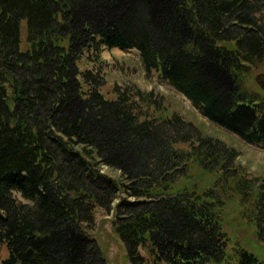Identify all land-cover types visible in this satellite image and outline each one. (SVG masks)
Listing matches in <instances>:
<instances>
[{
	"label": "trees",
	"instance_id": "obj_1",
	"mask_svg": "<svg viewBox=\"0 0 264 264\" xmlns=\"http://www.w3.org/2000/svg\"><path fill=\"white\" fill-rule=\"evenodd\" d=\"M90 1L0 0V264H103L97 208L115 212L130 264H264L226 231L235 207L264 243V185L229 172L234 154L218 142L195 145L181 118L155 117L166 109L152 93L107 99L102 59L138 50L147 75L264 147V93L251 87L264 0H99L114 19L76 22ZM191 164L217 171V188H178Z\"/></svg>",
	"mask_w": 264,
	"mask_h": 264
},
{
	"label": "rangeland",
	"instance_id": "obj_2",
	"mask_svg": "<svg viewBox=\"0 0 264 264\" xmlns=\"http://www.w3.org/2000/svg\"><path fill=\"white\" fill-rule=\"evenodd\" d=\"M98 3H100L99 0H92L90 3L76 5L74 9L76 22H84L87 18L93 19L97 17H100L103 22L104 20L109 21V19H114L110 14L112 10L108 11V8H111V6L108 8L104 6L101 9ZM114 5L116 15L120 16L122 12H126V7L121 3ZM22 34V48L25 49V28H23ZM103 50L102 59L107 64L105 74L106 84L103 92L107 99H115L114 90L116 88L122 91L127 90L131 94L139 93L140 95H147L152 93L156 101L162 99V107L166 109L165 111L156 113L155 117L181 118L184 123L196 128V133L190 132L189 135L191 141H193L195 145H198V143L195 142L198 139L218 142L224 149L231 150L234 154V160L228 162L230 164L228 167L230 170L229 172L233 174L234 172H238L235 173L238 178H246L252 182L258 180V185L254 187L255 191L260 189V186L264 185V148L249 146L236 135L210 122L201 115L193 103L187 100L182 94L176 92L167 83L160 80L157 75H147L140 54L136 50L125 51L123 49H112L109 51L107 48ZM259 74H264V71L255 74L253 76L254 83L252 82L251 84L252 90L256 92H262L255 83V77ZM182 148L186 151L188 150V146ZM101 172L102 174L107 173L113 177L119 176L118 173L111 172L107 167H103ZM184 172L188 179H186V177H184L185 174H183V179L180 180L177 185L178 188L186 184H188V189H196L199 192L217 188L216 183H218V174H215L217 171L213 173L191 164L190 168ZM219 187L221 188L220 183ZM224 195L227 197L228 201H230V204L232 202L231 206L234 204L235 206L238 205L235 196L232 198L229 192L223 195L221 194L220 196L224 198ZM230 197L232 199H230ZM17 198L19 199L20 197ZM116 204L117 203H115L113 207H115ZM228 213L229 220L226 231L229 232L233 242L264 257V243L258 239L255 226L247 224L246 221L241 218V213H239L235 207H230ZM114 215L115 212L107 213L102 209H96V225L93 231V237L103 253L102 256L105 259L103 264H130L127 259L126 246L120 241L113 229ZM2 256L3 258L7 256L6 250H3Z\"/></svg>",
	"mask_w": 264,
	"mask_h": 264
},
{
	"label": "water",
	"instance_id": "obj_3",
	"mask_svg": "<svg viewBox=\"0 0 264 264\" xmlns=\"http://www.w3.org/2000/svg\"><path fill=\"white\" fill-rule=\"evenodd\" d=\"M258 86L264 91V74H260L255 79Z\"/></svg>",
	"mask_w": 264,
	"mask_h": 264
}]
</instances>
